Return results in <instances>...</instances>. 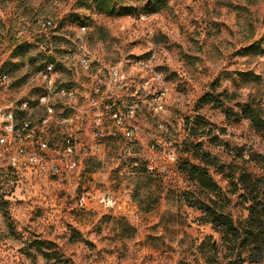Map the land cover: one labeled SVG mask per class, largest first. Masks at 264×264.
Wrapping results in <instances>:
<instances>
[{"label":"rangeland","instance_id":"374dc122","mask_svg":"<svg viewBox=\"0 0 264 264\" xmlns=\"http://www.w3.org/2000/svg\"><path fill=\"white\" fill-rule=\"evenodd\" d=\"M80 2L0 0V70L24 82L41 51L30 43L52 33L44 30L45 21L61 35L82 38L100 62L128 64L138 92L134 150L126 153L125 142H113L102 155L104 169L89 175L0 174V197L16 230L9 232L0 211V264H53L33 250L34 238L54 243L72 264H238L231 245L181 201L191 187L178 168L187 156L185 122L201 118L206 128L192 140L221 163L243 166L264 180V138L240 118L246 104L264 110V0H168L153 12L133 3L140 12L121 17ZM71 77L83 86L81 71ZM51 79L58 87V76ZM213 86L223 93V106L199 108ZM232 95L236 99L226 101ZM120 129L123 123L113 122V130ZM210 172L231 200V215L244 220L249 204L242 192L231 195L227 178ZM83 192L91 195L86 210L78 206ZM106 193L115 198L114 208L99 202ZM73 230L85 241H73Z\"/></svg>","mask_w":264,"mask_h":264},{"label":"built area","instance_id":"2783aa9c","mask_svg":"<svg viewBox=\"0 0 264 264\" xmlns=\"http://www.w3.org/2000/svg\"><path fill=\"white\" fill-rule=\"evenodd\" d=\"M43 28L52 33L40 34L30 44L40 47L44 58L34 61L36 67L23 83L0 70V174L6 178L89 175L104 169L102 155L113 142H125L126 153L134 150L138 92L128 64L100 62L84 40L61 35L51 21ZM43 62H51V71H43ZM79 71L83 86L71 77ZM51 76H58V87L48 86ZM155 78L161 80V74ZM108 112H115V119H108ZM113 122H123V129L113 130ZM90 197L88 192L79 196L80 209H87ZM98 200L107 208L117 205L110 193Z\"/></svg>","mask_w":264,"mask_h":264},{"label":"trees","instance_id":"16d2710c","mask_svg":"<svg viewBox=\"0 0 264 264\" xmlns=\"http://www.w3.org/2000/svg\"><path fill=\"white\" fill-rule=\"evenodd\" d=\"M167 1L81 0L80 5L89 10L95 9L99 14L105 16L121 17L135 15L140 12V9L135 8L133 3L144 4L143 9L153 12L164 7ZM76 21L83 26L86 25L84 20L77 18ZM29 46L27 44V47ZM38 58L43 59L44 56L35 57L33 62ZM1 71L11 73L9 70L2 69ZM226 99V101L232 102L236 99V96L232 95ZM224 102L223 93H219L216 87L213 86L210 92L199 99L198 105L199 108L208 105L222 107ZM240 118L247 120L251 127L264 138V110L259 105L246 104L242 106ZM201 128H206L201 118H197L193 123H190L189 119L185 122L187 138L182 145L187 156L179 163L178 169L181 174L187 177L191 189L182 194L181 201L187 207L199 211L202 214V222L211 225L223 240L231 245V249L239 259L238 264L244 262L258 263L264 259V180L255 177L243 166L221 163L203 148L202 142L192 140V138L202 135L198 131ZM214 140L216 141L217 138H214ZM234 151L237 156L241 155L237 152V149ZM212 169L227 178L231 195L242 192L241 197L244 203L249 204L247 207L248 215L244 220H236L231 215L229 211L231 200L214 180L210 172ZM0 211L9 232L14 235L16 233L14 222L9 213L8 202L3 197H0ZM71 239L75 242L85 241L79 232L75 230L71 232ZM30 243L33 250L41 255L47 263L53 261V264H72L64 258L54 243H46L38 238H34ZM213 248L215 249L214 246ZM244 254L246 256L242 258Z\"/></svg>","mask_w":264,"mask_h":264},{"label":"bare ground","instance_id":"6f19581e","mask_svg":"<svg viewBox=\"0 0 264 264\" xmlns=\"http://www.w3.org/2000/svg\"><path fill=\"white\" fill-rule=\"evenodd\" d=\"M82 31H86V28L83 27ZM77 40H82V38H77ZM45 67L43 68V71H51V63H46L44 65ZM48 86L50 87H56V85L52 82V79L50 77V79H48ZM113 119H115V112L113 113ZM123 122H116L117 125H122Z\"/></svg>","mask_w":264,"mask_h":264}]
</instances>
